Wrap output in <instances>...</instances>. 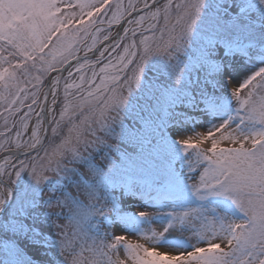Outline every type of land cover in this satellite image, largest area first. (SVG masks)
Masks as SVG:
<instances>
[{
	"label": "snow or ice",
	"instance_id": "obj_1",
	"mask_svg": "<svg viewBox=\"0 0 264 264\" xmlns=\"http://www.w3.org/2000/svg\"><path fill=\"white\" fill-rule=\"evenodd\" d=\"M202 3L0 0V178L10 184L27 171L43 183L85 146L105 143L97 132L118 118L145 61L180 51ZM117 25L122 32L113 31ZM62 45H71L72 54ZM231 94L234 118L179 143L196 153L193 195L224 197L240 218L202 208L176 213L175 223L189 227L194 242L174 249L157 245L167 227L138 238L86 240L79 225L91 212L78 209L79 219L63 226L60 241L71 264H264V66L231 86ZM65 124L71 125L67 137ZM9 194L0 186V204Z\"/></svg>",
	"mask_w": 264,
	"mask_h": 264
},
{
	"label": "rangeland",
	"instance_id": "obj_2",
	"mask_svg": "<svg viewBox=\"0 0 264 264\" xmlns=\"http://www.w3.org/2000/svg\"><path fill=\"white\" fill-rule=\"evenodd\" d=\"M262 66L264 0H203L180 51L172 57L153 54L145 61L134 89L124 92L127 98L118 118L97 132L105 143L85 146L43 183L27 171L10 184L5 177L13 193L0 217V264H68L60 248L62 228L79 219L78 209L91 212L79 225L89 241L109 239L117 235L114 227L132 223L138 233L146 218L170 214L165 237L192 244L191 229L175 223L178 206L182 211L212 206L208 198L201 201L193 195L195 151L167 136L174 128L195 136L201 133L198 128L207 131L206 120L234 118L237 103L229 81L236 86ZM239 69L248 73L234 80ZM59 111L58 106L57 118ZM69 127L63 126V137ZM132 199L157 208H137Z\"/></svg>",
	"mask_w": 264,
	"mask_h": 264
},
{
	"label": "bare ground",
	"instance_id": "obj_3",
	"mask_svg": "<svg viewBox=\"0 0 264 264\" xmlns=\"http://www.w3.org/2000/svg\"><path fill=\"white\" fill-rule=\"evenodd\" d=\"M119 31L122 32V28H119ZM247 73H248V71L245 72V71H242L241 69H239L236 76L233 78H235L234 80L241 79L242 77L246 76ZM51 75H55V73H53ZM65 75H66V73H65ZM229 84H230V86H234L233 80H230ZM218 123H220L218 119L217 120H206L205 127H206L207 131H209V130L215 128L216 126H218L219 125ZM198 131H200L201 133H204L206 130H201V128H198ZM191 136L192 135L189 131L182 132L181 130L176 129V128H174L172 131V137L177 141H180L181 139L188 138ZM224 145L231 146L228 144V142H222L221 146H224ZM207 146H209V145H204L202 147H207ZM2 161H3V156L0 158V162H2ZM6 200L4 201V203L6 202ZM3 204H1V206ZM130 204L137 205L138 206L137 208H146L147 209L146 205L138 203V201L137 200L135 201V199L134 200L132 199ZM178 208L179 209H178L177 213L182 212V209H180V206H178ZM134 211H132V212H134ZM167 223H168L167 219L162 220V221H155V220L153 221L150 218H146L145 220L141 221L140 227H139V229H137L138 233H135L133 228H135L134 226L136 224H133V223H132L133 225L129 224V228L114 225V226H116V227H114V231L117 235L123 234V235L130 237V238H138V237H140L146 233H149L151 229L152 230L154 229L156 231H162L167 226ZM140 242H143V241L141 240ZM160 247H164V246H160Z\"/></svg>",
	"mask_w": 264,
	"mask_h": 264
},
{
	"label": "clouds",
	"instance_id": "obj_4",
	"mask_svg": "<svg viewBox=\"0 0 264 264\" xmlns=\"http://www.w3.org/2000/svg\"><path fill=\"white\" fill-rule=\"evenodd\" d=\"M75 36H76V34L73 33L70 38L72 40H75ZM62 50L65 54H69V55L72 54V46L71 45H69L68 47H63V45H62ZM66 259L68 260V264H71V260L68 257H66Z\"/></svg>",
	"mask_w": 264,
	"mask_h": 264
},
{
	"label": "water",
	"instance_id": "obj_5",
	"mask_svg": "<svg viewBox=\"0 0 264 264\" xmlns=\"http://www.w3.org/2000/svg\"><path fill=\"white\" fill-rule=\"evenodd\" d=\"M2 155H4V154L1 153L0 156H2ZM0 183L7 186V184L5 182H3L2 180H0ZM10 195H11V192H10ZM7 204H8V202H6V204L4 205V207L0 210V216L2 215L3 210H4V208L6 207Z\"/></svg>",
	"mask_w": 264,
	"mask_h": 264
}]
</instances>
